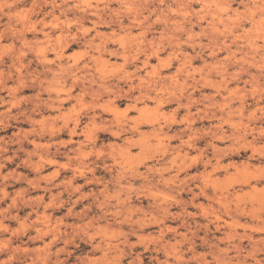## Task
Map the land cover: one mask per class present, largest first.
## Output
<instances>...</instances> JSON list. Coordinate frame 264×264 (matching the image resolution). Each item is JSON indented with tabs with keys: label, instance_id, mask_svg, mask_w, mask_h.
<instances>
[{
	"label": "clouds",
	"instance_id": "obj_1",
	"mask_svg": "<svg viewBox=\"0 0 264 264\" xmlns=\"http://www.w3.org/2000/svg\"><path fill=\"white\" fill-rule=\"evenodd\" d=\"M0 264H264V0H0Z\"/></svg>",
	"mask_w": 264,
	"mask_h": 264
}]
</instances>
